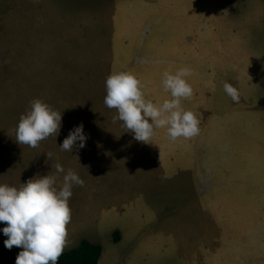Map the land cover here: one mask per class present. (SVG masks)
Here are the masks:
<instances>
[{"label": "rangeland", "instance_id": "obj_1", "mask_svg": "<svg viewBox=\"0 0 264 264\" xmlns=\"http://www.w3.org/2000/svg\"><path fill=\"white\" fill-rule=\"evenodd\" d=\"M185 66L198 136L162 128L144 143L114 122L110 74H134L162 103V74ZM37 99L62 120L32 148L15 129ZM81 124L85 147L61 151ZM57 163L84 180L64 250L87 239L99 264H264V0H0V184L58 175L59 187Z\"/></svg>", "mask_w": 264, "mask_h": 264}, {"label": "clouds", "instance_id": "obj_2", "mask_svg": "<svg viewBox=\"0 0 264 264\" xmlns=\"http://www.w3.org/2000/svg\"><path fill=\"white\" fill-rule=\"evenodd\" d=\"M192 75L190 67H181L174 73L162 74V85L171 99L162 103L147 99L141 81L130 72L110 74L105 82L104 104L118 113L119 120L137 141L151 143L157 129H166L172 141L190 139L200 134L197 115L182 107L181 101L193 95L187 77ZM224 92L233 102H239L240 94L232 84L225 82ZM62 113L37 99L31 102L30 110L21 115L15 129V140L20 145L32 148L50 136H57L61 127ZM86 135L83 124L70 131L63 140L61 151L72 152L74 147L84 148ZM77 141L79 144L77 145ZM50 159L52 153H47ZM56 173L63 174L57 187L58 175L37 176L29 179L20 188L0 184V229L7 239L5 247L22 248L16 264H58L66 246V226L71 219L69 199L74 186H84V180L72 169L65 173L57 163ZM167 177H164L166 179Z\"/></svg>", "mask_w": 264, "mask_h": 264}, {"label": "trees", "instance_id": "obj_3", "mask_svg": "<svg viewBox=\"0 0 264 264\" xmlns=\"http://www.w3.org/2000/svg\"><path fill=\"white\" fill-rule=\"evenodd\" d=\"M113 234L115 240H119V231L115 230ZM102 252L101 244L83 239L78 246L64 250L58 264H99Z\"/></svg>", "mask_w": 264, "mask_h": 264}, {"label": "crops", "instance_id": "obj_4", "mask_svg": "<svg viewBox=\"0 0 264 264\" xmlns=\"http://www.w3.org/2000/svg\"><path fill=\"white\" fill-rule=\"evenodd\" d=\"M141 3H144V1H142ZM77 218L75 219L76 221H77ZM2 226L5 227L4 225H2ZM78 229H79V227H78V223H77V229L74 228L73 230H76L75 232H77ZM3 235H4L3 233L0 234V244L5 245L4 240H6V239L3 238ZM72 236L70 237V239L68 237H66V243H68V244L70 243ZM253 244H255V243H252L251 245H253ZM71 248H74V247H71ZM20 251H22V248H19L17 246H13L10 250L8 249V251H6L7 254H2V256H0V264H16V258H17Z\"/></svg>", "mask_w": 264, "mask_h": 264}]
</instances>
